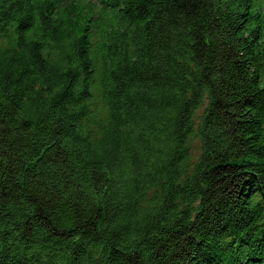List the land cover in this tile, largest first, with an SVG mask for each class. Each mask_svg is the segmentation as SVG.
Returning <instances> with one entry per match:
<instances>
[{"label":"trees","instance_id":"1","mask_svg":"<svg viewBox=\"0 0 264 264\" xmlns=\"http://www.w3.org/2000/svg\"><path fill=\"white\" fill-rule=\"evenodd\" d=\"M0 264H264V0H0Z\"/></svg>","mask_w":264,"mask_h":264},{"label":"rangeland","instance_id":"2","mask_svg":"<svg viewBox=\"0 0 264 264\" xmlns=\"http://www.w3.org/2000/svg\"><path fill=\"white\" fill-rule=\"evenodd\" d=\"M196 147H197V144H196Z\"/></svg>","mask_w":264,"mask_h":264}]
</instances>
